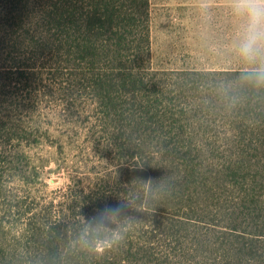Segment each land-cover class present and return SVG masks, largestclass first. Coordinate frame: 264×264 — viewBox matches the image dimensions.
I'll return each instance as SVG.
<instances>
[{
  "label": "trees",
  "instance_id": "obj_1",
  "mask_svg": "<svg viewBox=\"0 0 264 264\" xmlns=\"http://www.w3.org/2000/svg\"><path fill=\"white\" fill-rule=\"evenodd\" d=\"M150 14V0H0V88L50 70L95 105L120 168L113 197L94 190L54 216L29 205L19 236L0 231V264H264V92L230 102L217 86L238 71L153 70ZM5 104L2 209L6 167L22 162L11 146L28 138ZM118 205L119 220L93 231L99 210Z\"/></svg>",
  "mask_w": 264,
  "mask_h": 264
},
{
  "label": "rangeland",
  "instance_id": "obj_2",
  "mask_svg": "<svg viewBox=\"0 0 264 264\" xmlns=\"http://www.w3.org/2000/svg\"><path fill=\"white\" fill-rule=\"evenodd\" d=\"M150 13L153 70L220 69L225 65L227 53L218 43L233 28L223 8L217 7L205 18L196 0H150ZM24 76L31 81L11 83L17 75L9 74L0 88L4 90L0 101H6L3 108L28 133L22 145L11 146L22 154L18 172L6 167L10 197L3 209L0 205L4 223L0 231L10 239L20 235L18 214L29 205L52 216L66 214L71 200L82 205L91 191L105 188L106 196H115L111 182L120 173L118 162L106 155L95 105L86 97H74L50 70L39 68L35 75ZM16 201L23 209L8 215L7 205Z\"/></svg>",
  "mask_w": 264,
  "mask_h": 264
},
{
  "label": "clouds",
  "instance_id": "obj_3",
  "mask_svg": "<svg viewBox=\"0 0 264 264\" xmlns=\"http://www.w3.org/2000/svg\"><path fill=\"white\" fill-rule=\"evenodd\" d=\"M196 6L205 18L217 7L223 8L232 24L230 48L238 75L234 81L220 82L218 93L235 102L240 90L264 92V0H196ZM145 184L150 188L151 178ZM121 211L119 205L100 209L90 227L93 231L108 228L119 220ZM112 238L118 241L122 236L113 231Z\"/></svg>",
  "mask_w": 264,
  "mask_h": 264
},
{
  "label": "crops",
  "instance_id": "obj_4",
  "mask_svg": "<svg viewBox=\"0 0 264 264\" xmlns=\"http://www.w3.org/2000/svg\"><path fill=\"white\" fill-rule=\"evenodd\" d=\"M232 34H227L223 41L219 42V49L226 51V56L228 60L224 63L225 65H220V69H204L201 71H238L239 66L236 63L230 48Z\"/></svg>",
  "mask_w": 264,
  "mask_h": 264
}]
</instances>
